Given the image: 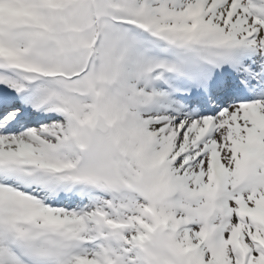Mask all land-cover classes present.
Wrapping results in <instances>:
<instances>
[{
  "label": "snow or ice",
  "instance_id": "snow-or-ice-1",
  "mask_svg": "<svg viewBox=\"0 0 264 264\" xmlns=\"http://www.w3.org/2000/svg\"><path fill=\"white\" fill-rule=\"evenodd\" d=\"M0 264H264V0H0Z\"/></svg>",
  "mask_w": 264,
  "mask_h": 264
}]
</instances>
